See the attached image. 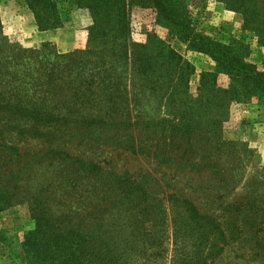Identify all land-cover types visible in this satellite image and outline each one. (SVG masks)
<instances>
[{
    "label": "trees",
    "instance_id": "obj_1",
    "mask_svg": "<svg viewBox=\"0 0 264 264\" xmlns=\"http://www.w3.org/2000/svg\"><path fill=\"white\" fill-rule=\"evenodd\" d=\"M23 1L39 31L64 28L54 0ZM224 1L245 13L246 28L256 31L264 46V26L251 28L264 21V0ZM75 3L93 18L84 54L99 56L97 66L105 61L103 54L127 58L137 78L154 80L155 91L178 107L179 122L170 126L134 117L127 88L112 76L100 87L79 75L67 81L56 65L44 77L38 67L24 76L34 83L29 89L23 85L31 82L19 71L0 68V207L33 199L35 229L23 244L28 259L32 264H264L261 198L238 194L228 200L239 185L230 170L210 163L224 154L214 144L226 145L231 107L264 99V70L251 61L248 39L224 45L198 31L187 0ZM135 8L155 10L159 27L215 63L213 71L200 74L193 111L186 96L192 74L183 57L153 32L145 44L128 43ZM2 29L0 21V35ZM43 92L52 96L45 103ZM146 95L133 94L136 111ZM199 143L210 149L191 151ZM52 168L62 173L38 179L40 171ZM36 184L44 187L26 198ZM89 217L94 226L83 230L77 220ZM62 220L77 228L57 226Z\"/></svg>",
    "mask_w": 264,
    "mask_h": 264
},
{
    "label": "rangeland",
    "instance_id": "obj_2",
    "mask_svg": "<svg viewBox=\"0 0 264 264\" xmlns=\"http://www.w3.org/2000/svg\"><path fill=\"white\" fill-rule=\"evenodd\" d=\"M19 1L25 3L23 0ZM54 1L65 23L64 27L70 30L72 35L76 33V50L70 53H60L54 44L41 42L40 39L27 33L19 38L6 36L3 32V35H0V68L4 70L14 68L19 71V76H23V78L25 76L26 78L27 74H36L35 69L40 67L42 75L44 74V77H46L53 69L52 66L56 65L67 81L79 75L82 80L98 82L100 87L103 86L104 81L109 83L112 76L114 82H120L127 88V98L130 100L129 103L134 111V117L143 115L147 121L165 120L170 126L179 122L178 107L171 105L163 95H160L159 91H155L158 85L153 83L154 80L144 77L137 78V72L127 58H115L111 54H103L105 61L99 62V66L103 67L101 69L96 63L99 56L84 54L88 49V29L93 23V18L87 10L79 9L75 0ZM187 2L193 13L194 23L198 31L205 32L224 45H230L233 41L238 42L242 37L247 38L251 48V61L261 71L264 70V46H261L259 42L258 33L246 28L244 12L230 10L224 0H187ZM24 5L26 6V4ZM154 11L153 9H133L130 15L131 34L128 43L130 45L131 43L145 44L148 40L147 35L153 32L183 57L186 66H190H188L189 72L192 74L186 90V96L191 100L189 111L191 112L194 110L192 98L196 99L199 96L200 74L213 71L215 63L210 58L191 51L187 44L170 35L168 30L159 27L156 24L157 15ZM0 21L2 22L1 17ZM260 24L264 26V21H257L251 25V28H257ZM3 64H7V66H2ZM14 65L17 66L14 67ZM25 78L23 80L29 81L31 84L23 86L29 89L33 88L34 83L31 79ZM226 83V80L221 79L223 87H227L225 86ZM138 90L144 91L147 95L136 111L133 94ZM22 92L24 93V91ZM164 92L163 90L162 94ZM30 93L32 92L30 91ZM43 93L40 94L42 103L47 101L44 98H52V96ZM256 101L264 102V99H253L244 105L236 104L231 107L230 118L223 136L226 145L214 144V149L216 151L220 150L224 154L221 157L215 156L214 159L210 160V163L223 168L224 171L230 170L234 184L239 185L237 193H234L228 200L235 198L238 194H241L240 196L254 194L255 197L261 198L263 202L262 209L264 210V163L258 149L260 142L257 125L260 124V119L253 120L245 116L246 111H250L249 105L251 103L256 104ZM201 139L205 140L204 137ZM204 147L207 150L210 149L208 145L199 143L192 147L191 151H197V148L201 150ZM141 162L142 160H140ZM131 163L134 164L133 160ZM140 163L138 164L140 165ZM55 170L52 168L40 171L38 179H52L62 173ZM250 184L251 186L248 188ZM21 186L26 185L22 184ZM42 187H44L42 184L31 186L26 198L33 195V190L35 192L34 196H36L37 191ZM24 200L20 198L17 199L15 205L6 208L0 207V264H32L24 252L23 244L25 236L35 229L32 218L33 213L30 208L34 206H32L33 199ZM77 212L82 213V210L79 208ZM93 220L95 219L89 217L83 221L77 220V222H83L82 229L89 230L94 226ZM57 226L77 228L76 223H68L63 220ZM44 230L47 233L50 232L47 228H44ZM158 264H170V262L164 260Z\"/></svg>",
    "mask_w": 264,
    "mask_h": 264
},
{
    "label": "crops",
    "instance_id": "obj_3",
    "mask_svg": "<svg viewBox=\"0 0 264 264\" xmlns=\"http://www.w3.org/2000/svg\"><path fill=\"white\" fill-rule=\"evenodd\" d=\"M22 1H3L0 3L1 20L4 34L22 38L24 34L40 39L41 42L54 44L60 53H70L77 48L76 33L70 32L65 27L52 31L41 32L36 25L34 14L24 5ZM28 9V10H27ZM68 36V37H67ZM250 111L245 116L250 119H260L258 124L259 154L264 163V102L256 101L249 105Z\"/></svg>",
    "mask_w": 264,
    "mask_h": 264
}]
</instances>
